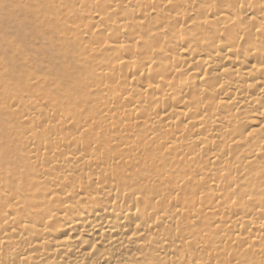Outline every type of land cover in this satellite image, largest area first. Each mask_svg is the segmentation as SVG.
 Returning <instances> with one entry per match:
<instances>
[{"label":"bare ground","instance_id":"bare-ground-1","mask_svg":"<svg viewBox=\"0 0 264 264\" xmlns=\"http://www.w3.org/2000/svg\"><path fill=\"white\" fill-rule=\"evenodd\" d=\"M39 4L47 73L0 43V264H264V0Z\"/></svg>","mask_w":264,"mask_h":264},{"label":"rangeland","instance_id":"rangeland-1","mask_svg":"<svg viewBox=\"0 0 264 264\" xmlns=\"http://www.w3.org/2000/svg\"><path fill=\"white\" fill-rule=\"evenodd\" d=\"M39 3H40V0H2V1L0 0V18H1L0 19V26L5 25V26H3L4 27L3 34L5 35V37L3 34L0 33V43L4 44L3 47L4 46L6 47L7 45L10 46V42L13 41L17 44L18 49L21 48V49H24V51H28L26 53H28L31 56L33 53L34 56H32V57L34 58V60H36L33 62L35 64L37 63L39 65V68H38V66L36 67V68H38V70L37 69L36 70L41 72L40 66L41 67L44 66V68L42 67L43 68L42 72L47 73V71L45 72V70H46L45 64L49 61L48 49L51 50L52 47L49 46V41L46 38V34H44V35L41 34V33H43L42 31L38 32V35L34 34V32H33L34 28H33V25L31 24V17L33 16V13L31 10H33V8L39 14H43V12L45 11V6H42ZM29 9H31V10H29ZM27 14L30 17V20H29V17ZM4 15H5V18L3 17ZM4 19H5V21H3ZM27 20H29V21H27ZM42 38H44V39H42ZM45 45H47L48 47ZM40 49H42V51H40ZM41 53H43V54L45 53V54L43 55ZM39 60H41V61H39ZM41 62H43L42 65H41ZM23 65H24V63H23ZM48 89H50V88H48ZM0 141H2V140H0ZM9 156L10 155H7V157H9Z\"/></svg>","mask_w":264,"mask_h":264}]
</instances>
